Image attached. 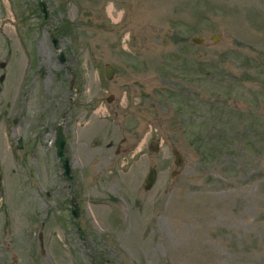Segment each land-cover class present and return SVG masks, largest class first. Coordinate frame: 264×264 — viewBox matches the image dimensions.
I'll return each mask as SVG.
<instances>
[{
    "label": "rangeland",
    "instance_id": "1",
    "mask_svg": "<svg viewBox=\"0 0 264 264\" xmlns=\"http://www.w3.org/2000/svg\"><path fill=\"white\" fill-rule=\"evenodd\" d=\"M44 1L0 0V264H264V0Z\"/></svg>",
    "mask_w": 264,
    "mask_h": 264
},
{
    "label": "water",
    "instance_id": "2",
    "mask_svg": "<svg viewBox=\"0 0 264 264\" xmlns=\"http://www.w3.org/2000/svg\"><path fill=\"white\" fill-rule=\"evenodd\" d=\"M36 4L37 7L39 9V11L42 13V20L45 24L48 23V17H49V12H48V5L44 0H36ZM51 41L53 46L56 48L57 47V39L55 38L53 31L51 29H48ZM212 41L216 42L219 39V35H214L212 36ZM191 41L195 44H202L203 39L201 37L198 36H194L191 38ZM59 59L61 61L64 60V56L63 53L60 52L59 53ZM4 63L0 62V68L4 67ZM104 72H105V76L107 79H111L113 74H114V69L112 66L110 65H106L104 68ZM3 77H0V80H2ZM113 100V96H109L107 98L108 102H111ZM64 127L63 124H58L55 128V155L58 157L59 162H60V168L62 169V176L69 180L71 183L73 181V175L71 174V166H70V160L68 155L66 154V136L64 133ZM18 145L19 147L21 146V141H18ZM149 150L151 151H157L159 149V146L156 142L151 141L149 143L148 146ZM173 155H174V164L177 166H180L182 164V159L181 156L176 152L173 151ZM177 174V171H172L171 175L174 176ZM157 178V171L155 168H149L145 177H144V185L143 188L144 190H149L152 188V186L154 185L155 181ZM70 214L72 215L73 219H74V224L77 226L78 231L80 232V234H82L79 224L77 222V219L79 217V206L77 203V200L75 198V196L71 195L70 199ZM93 263V262H92ZM95 264V263H93Z\"/></svg>",
    "mask_w": 264,
    "mask_h": 264
},
{
    "label": "bare ground",
    "instance_id": "3",
    "mask_svg": "<svg viewBox=\"0 0 264 264\" xmlns=\"http://www.w3.org/2000/svg\"><path fill=\"white\" fill-rule=\"evenodd\" d=\"M108 12H109V14L112 15V6H110V7L108 8ZM115 18H116V17H115Z\"/></svg>",
    "mask_w": 264,
    "mask_h": 264
},
{
    "label": "trees",
    "instance_id": "4",
    "mask_svg": "<svg viewBox=\"0 0 264 264\" xmlns=\"http://www.w3.org/2000/svg\"><path fill=\"white\" fill-rule=\"evenodd\" d=\"M207 66H208V64H207Z\"/></svg>",
    "mask_w": 264,
    "mask_h": 264
},
{
    "label": "flooded vegetation",
    "instance_id": "5",
    "mask_svg": "<svg viewBox=\"0 0 264 264\" xmlns=\"http://www.w3.org/2000/svg\"><path fill=\"white\" fill-rule=\"evenodd\" d=\"M56 128V127H55Z\"/></svg>",
    "mask_w": 264,
    "mask_h": 264
}]
</instances>
